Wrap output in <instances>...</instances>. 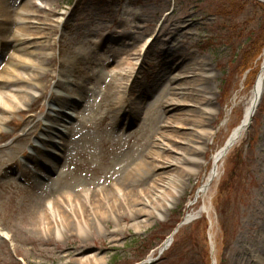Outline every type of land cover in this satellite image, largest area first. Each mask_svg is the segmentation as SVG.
I'll return each mask as SVG.
<instances>
[{"label": "rangeland", "instance_id": "1", "mask_svg": "<svg viewBox=\"0 0 264 264\" xmlns=\"http://www.w3.org/2000/svg\"><path fill=\"white\" fill-rule=\"evenodd\" d=\"M27 2L34 4L35 23L41 24L43 35L52 45L46 52L53 53L55 63L45 64L47 71L58 74L65 68L63 63L72 60L75 50L89 52L87 48L93 47L102 36L93 34L125 30L120 23L125 11L138 18L130 29L141 38L137 52L131 53L138 67L129 73L130 77L140 79L137 90L148 82L154 64L160 65L163 75L160 83L166 87L177 74H190L191 79L194 74L187 73L192 72L188 70L197 63H206L212 92L203 95L212 101L213 116L206 123L213 134L203 147L204 153L199 155L201 168L193 165L196 173L183 180L186 189L180 186L178 195L170 200L169 206L164 205L160 214L142 220L132 201L140 198L137 191L156 180L164 169L155 171L146 185L132 193L131 208L123 201L102 230L93 223L92 211L87 210L84 221L91 224L90 232L80 235L75 223H71L68 236L61 240L48 237L41 233L40 216L31 210L22 171V164L35 171L26 162L29 155L42 159L33 146L40 145L39 139L50 136L45 132L46 115L52 113L50 107L58 108L51 100L52 93L58 91L55 82L41 81L40 85L47 89L44 93H31L34 104L14 115L0 111V130L5 134L0 138V264H86L80 260L89 256L97 259L98 264H141L151 257L158 258L161 245L188 216L193 221L182 226L174 235L170 249L154 264H215L213 259L217 260L216 264H254L255 252L264 249V95L251 127L221 163L220 176L207 191L204 188L212 173L214 155L242 124L252 97L253 87L250 90L251 85L245 86L248 81L243 70L247 51L256 49V54L264 44V3L258 0H24L22 4ZM38 9L43 12H36ZM176 24L181 25V34L168 35ZM12 48V43H0V72L12 64ZM263 59L264 51L253 63L252 71L258 69V75ZM12 60L16 62L15 58ZM88 71L94 75L90 86L97 87V93L88 101L92 105L102 97L110 72L104 67H92ZM69 76L77 81L71 69ZM186 96L188 103L195 102L194 94ZM186 105H180L179 112L194 110ZM144 109L137 123L127 130L131 136L129 142L125 138L121 141L116 128L115 137L110 126L101 123L102 114L73 119L62 141L67 146L66 160L57 163L59 169L64 164L67 166L61 191L89 189L92 194L97 189L110 190L119 175L122 179L121 168L137 154L136 150L149 147L157 136H163L161 121L167 120L163 109L156 107L153 111L146 106ZM179 114L180 124H174V131L166 137L171 149L160 160H151L155 166L168 157L179 156L175 151L183 147L180 137L191 132L190 123L182 118L184 113ZM175 117L171 120H176ZM12 162L15 166L8 167ZM59 174L60 171L50 173L48 177L57 178ZM43 182L48 184L49 179ZM205 209L213 225L207 232L196 225L206 215ZM208 234L216 246L213 254Z\"/></svg>", "mask_w": 264, "mask_h": 264}, {"label": "bare ground", "instance_id": "2", "mask_svg": "<svg viewBox=\"0 0 264 264\" xmlns=\"http://www.w3.org/2000/svg\"><path fill=\"white\" fill-rule=\"evenodd\" d=\"M23 1L0 0V43H12L14 51L11 54L12 64L10 67L3 68L0 72V111L14 115L23 111L30 104H34L31 93L36 91L44 93L47 89V86L40 85L41 81H47V83L54 81V87L58 91L66 93L64 95L53 92L51 95L53 104L58 108L50 107L49 111L52 113L48 112L46 115L45 132L50 136L39 139L40 145L33 146V149L42 155V159L34 154L26 158V162L30 163L35 171L29 170L25 164H22V171L26 179L25 185L30 194V207L40 216L38 223L41 233L48 237L55 236L61 240L65 235L68 236L71 223H75L79 234L85 235L90 232L91 226L89 222L84 221V213L87 210L92 211L93 223L102 230V226L108 223L109 218L114 217V211L122 207L123 201L126 203L125 206L128 205L131 208V201L134 197L132 193L146 185L155 171L164 169V172H160L156 180L148 182L145 188L139 189L136 195L138 194L137 196L140 198L132 201V205L138 208L137 216L142 220L153 214H160L159 211L164 209V205L169 206L170 200L178 195L177 190L180 186H183L184 190L186 189L183 180L196 173L193 165L201 168L202 160L199 155L204 153L203 147L213 134L212 130L207 128L206 123L210 115L213 116L212 101L211 98H206L203 95H209L212 92L211 73L207 64L201 62L190 68L188 71L192 72L187 73L194 74L191 79L189 78L190 74L173 76L169 79L171 85L166 87L160 83V80L163 79L160 65L154 64L152 67L154 71L149 74L148 82L146 81V85L137 90L140 79L138 76L130 77L129 73L134 72L138 67L132 59L131 53L137 52L136 45L141 42V38L137 36L136 32H130V29L135 27L132 26V22L136 23L138 18L132 17L125 11L120 19V23L126 27L125 30L111 31L108 34L99 31L97 34H93L92 36H102L93 43V47L87 48L89 52L82 49L75 50L72 60L67 64L63 63L65 68L58 74L54 73V70L47 71L45 64L52 66L55 63L53 53L46 52L47 48L52 45L43 35L44 30L40 26L41 24L35 23L34 14H32L34 4L32 2L22 4ZM260 1L264 3V0ZM36 12L41 13L43 10L38 9ZM52 15H56V12H53ZM184 23L185 21L181 24L184 25ZM180 27V24L174 25L167 34L171 36L181 34ZM6 35L9 37L7 38ZM183 38H186V34ZM145 46L146 44L143 47ZM171 50V48L168 49L169 52ZM14 58L15 63L12 60ZM92 67H104L110 72V76L107 77L102 97L89 105L90 97L97 93L96 85L90 86L94 81V75L88 69ZM70 69L71 73L75 74V77L77 76V81L72 80L69 76ZM131 80H133L132 83ZM187 94H194L196 97L193 104L188 103ZM263 95L264 69L257 79V87L248 103L241 129H235L227 141L231 146L229 151L222 147V150L213 157L214 168L207 180L204 192L220 176L219 167L224 158L249 129L256 114L252 110L256 105V110H258ZM112 97H115L116 100H113ZM184 104H187V107H194V110L179 112V106ZM145 106L153 111L156 110V107L163 109V114L167 118V120L161 121L160 128L163 131V136H157L149 147L136 150L137 154L131 156L121 168L123 178L120 179L119 175L117 182L110 187V190L107 188L97 189L92 194L89 193V189H78L75 192L61 191V183L67 178V166L64 164L59 169L57 163L63 161L66 156L67 146L62 141L68 133L71 121L83 116L94 117L102 114L101 123L109 125L115 137L118 132L121 137L117 136L121 141L125 138L129 142L131 136L128 135L127 130L137 123ZM179 113H184L182 118L190 123L191 132L186 137H180L179 143L183 147L175 151L179 156L168 157L167 161L155 166L151 160H160L162 154L171 149L170 145L166 143V137L171 135L174 124H180L179 116L181 114ZM166 114L168 115L166 116ZM174 116H177L176 120L172 121L171 118ZM39 126L37 124V129ZM4 137L5 134L0 130V138ZM25 140L28 141V138ZM15 164L12 162L8 167H14ZM58 171H60V176L57 178L48 177V174ZM46 178L49 179L48 184L43 182V179ZM187 218L190 219L191 216ZM135 226L138 228L137 222ZM262 233L264 240V230ZM211 238L215 250L213 237L211 236ZM170 241L169 238L159 249L167 247ZM80 261L86 264L99 263L92 256ZM253 263L264 264L263 248H259L255 252Z\"/></svg>", "mask_w": 264, "mask_h": 264}, {"label": "trees", "instance_id": "3", "mask_svg": "<svg viewBox=\"0 0 264 264\" xmlns=\"http://www.w3.org/2000/svg\"><path fill=\"white\" fill-rule=\"evenodd\" d=\"M255 51H257V50L254 49V50L247 51L248 55L246 57V66L243 70V72H244L243 74H244V76H246L247 81H248V83H246L245 86L248 87L251 85L250 90L254 86L255 78L257 77L258 72H259L258 69L256 70V72L252 71V69L254 67L253 63L257 62L258 59L261 58L263 51H264V44L260 48H258V52L256 54H254ZM250 82H252V83H250ZM231 103H232V100L228 104L229 108L231 107ZM196 225L201 226L203 228V230L206 232L209 230V226H210L208 218L205 215L203 216V218H201L200 220H198L196 222Z\"/></svg>", "mask_w": 264, "mask_h": 264}, {"label": "water", "instance_id": "4", "mask_svg": "<svg viewBox=\"0 0 264 264\" xmlns=\"http://www.w3.org/2000/svg\"><path fill=\"white\" fill-rule=\"evenodd\" d=\"M262 69H264V65H263V67H262ZM256 87H257V84L255 85V87H254V89L253 90H255L256 89ZM257 104H258V102H257ZM256 108H257V105L253 108V112H255L256 111ZM242 127V126H241ZM241 129V128H240ZM230 145H229V143H227L226 145H225V150L226 151H229V149H230ZM186 222H182V224H180L179 225V227L174 231V234L175 233H177L178 231H179V229L182 227V225L183 224H185ZM171 239V241H170V243H169V245H171V243H172V241H173V237L172 238H170ZM168 245V246H169ZM167 246V247H168ZM167 247L165 246L164 248H162V250L160 251V253H159V256H161L162 255V253H163V251H165L166 249H167ZM157 260H154V259H149V261H147V262H145L144 264H154L155 262H156Z\"/></svg>", "mask_w": 264, "mask_h": 264}]
</instances>
